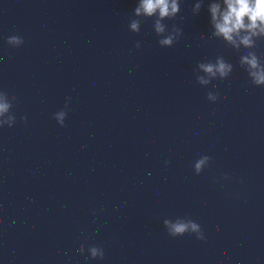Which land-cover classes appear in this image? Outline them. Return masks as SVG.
Returning a JSON list of instances; mask_svg holds the SVG:
<instances>
[{"label":"clouds","instance_id":"clouds-1","mask_svg":"<svg viewBox=\"0 0 264 264\" xmlns=\"http://www.w3.org/2000/svg\"><path fill=\"white\" fill-rule=\"evenodd\" d=\"M181 0H138L133 9L134 19L129 21V29L133 33H139L141 22L145 19H153V30L160 37L158 43L161 47H172L182 36V30L175 25L171 30L164 23L165 20H173L180 12ZM224 7L220 3H211L209 12L211 24L213 26V36L222 37L224 41L230 44L237 51L241 45L247 50L240 55L239 64L243 68L255 86H264V59L257 55L255 38H264V0H223ZM202 7V0H196L192 7L193 14H199ZM8 44L21 45L24 43L22 37L12 35L7 38ZM140 42L137 41L135 47L140 48ZM197 70L204 75L197 74ZM234 70V65L224 60L223 57H217L213 63L199 62L195 71L196 82L199 85H208L213 79L224 80L228 78ZM207 99L216 102L219 99V93L209 91ZM15 96L9 97L5 91H0V128L7 125L11 128L16 122V116L12 113ZM70 101V98H68ZM68 103L65 108L54 114L56 121L63 126L67 117ZM26 122L27 117H22ZM210 157L201 156L194 164V172L199 175L209 164ZM227 178V177H225ZM168 234L172 237L184 236L185 234H194L198 240H204L205 235L199 223L190 217H178L164 219L163 221ZM90 258L103 260L104 250L100 246H89L87 248ZM81 255L85 253V245L81 244L79 248Z\"/></svg>","mask_w":264,"mask_h":264}]
</instances>
